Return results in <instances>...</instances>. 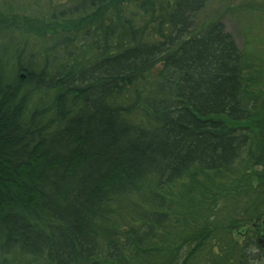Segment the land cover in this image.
<instances>
[{
	"label": "trees",
	"instance_id": "trees-1",
	"mask_svg": "<svg viewBox=\"0 0 264 264\" xmlns=\"http://www.w3.org/2000/svg\"><path fill=\"white\" fill-rule=\"evenodd\" d=\"M206 2L0 0V264H264V78Z\"/></svg>",
	"mask_w": 264,
	"mask_h": 264
},
{
	"label": "rangeland",
	"instance_id": "rangeland-1",
	"mask_svg": "<svg viewBox=\"0 0 264 264\" xmlns=\"http://www.w3.org/2000/svg\"><path fill=\"white\" fill-rule=\"evenodd\" d=\"M216 18L221 20L226 31L234 37L237 46L251 58L264 78V0H207L196 24L201 27ZM26 57H29L27 53ZM260 120L264 124L262 115L246 122L253 134L256 148L264 134V125L261 126ZM237 234L250 235L258 241L264 236V224L260 231L252 225H243L237 228Z\"/></svg>",
	"mask_w": 264,
	"mask_h": 264
},
{
	"label": "bare ground",
	"instance_id": "bare-ground-1",
	"mask_svg": "<svg viewBox=\"0 0 264 264\" xmlns=\"http://www.w3.org/2000/svg\"><path fill=\"white\" fill-rule=\"evenodd\" d=\"M211 23H212V21L209 22L208 25H210ZM24 75H25V73H22V74H21V76H24Z\"/></svg>",
	"mask_w": 264,
	"mask_h": 264
},
{
	"label": "water",
	"instance_id": "water-1",
	"mask_svg": "<svg viewBox=\"0 0 264 264\" xmlns=\"http://www.w3.org/2000/svg\"><path fill=\"white\" fill-rule=\"evenodd\" d=\"M260 243H261V244H264V239H263V240H260Z\"/></svg>",
	"mask_w": 264,
	"mask_h": 264
}]
</instances>
